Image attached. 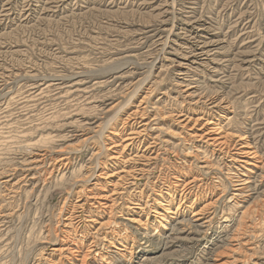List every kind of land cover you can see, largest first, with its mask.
I'll use <instances>...</instances> for the list:
<instances>
[{
    "label": "rangeland",
    "instance_id": "rangeland-1",
    "mask_svg": "<svg viewBox=\"0 0 264 264\" xmlns=\"http://www.w3.org/2000/svg\"><path fill=\"white\" fill-rule=\"evenodd\" d=\"M263 34L264 0H0V264H264Z\"/></svg>",
    "mask_w": 264,
    "mask_h": 264
},
{
    "label": "bare ground",
    "instance_id": "bare-ground-1",
    "mask_svg": "<svg viewBox=\"0 0 264 264\" xmlns=\"http://www.w3.org/2000/svg\"><path fill=\"white\" fill-rule=\"evenodd\" d=\"M172 1H174V0H172ZM12 3V2H11ZM173 3V2H172ZM171 3V4H172ZM183 4V3H182ZM231 6V5H230ZM188 8V7H187ZM175 9V8H174ZM191 9V8H190ZM12 12V11H11ZM11 14V13H10ZM219 14H220V12H219ZM218 17V16H217ZM244 17V16H243ZM5 18V17H4ZM5 21V20H4ZM247 33V32H246ZM249 33V32H248ZM264 35V34H263ZM194 39V38H193ZM263 43V42H262ZM165 49V48H164ZM196 64V63H195ZM7 71V70H6ZM12 72V71H11ZM5 75V74H4ZM184 75V74H183ZM9 78V77H8ZM34 79V78H33ZM1 82V81H0ZM3 86V85H2ZM186 87V86H185ZM60 89V88H59ZM51 91V90H50ZM134 92V91H133ZM136 92V91H135ZM57 95V94H56ZM193 95V94H192ZM4 96V95H3ZM4 98V97H3ZM64 98V97H63ZM199 98V97H198ZM29 99V98H28ZM34 99V98H33ZM32 99V100H33ZM51 99V98H50ZM129 99V98H128ZM40 100V99H39ZM47 101H48V99H46ZM43 101V100H42ZM251 101V100H250ZM4 102V101H3ZM33 102V101H32ZM56 102V101H55ZM226 102V101H225ZM47 103V102H46ZM197 103V102H196ZM11 104V103H10ZM198 104V103H197ZM218 104H219V102H218ZM147 105H148V103H147ZM152 105V104H151ZM49 106V105H48ZM50 108V107H49ZM153 108V107H152ZM52 109V108H51ZM125 109V108H124ZM156 109V108H155ZM47 111V110H46ZM136 111V110H135ZM155 113V112H154ZM171 113V112H170ZM217 113V112H216ZM116 114V113H115ZM159 114V113H158ZM133 115V114H132ZM131 115V116H132ZM173 115V114H172ZM182 115V114H181ZM49 116H50V114H49ZM117 116V115H116ZM138 116V115H137ZM137 116H135V117H137ZM48 117V116H47ZM129 117V116H128ZM134 117V116H133ZM182 117H185L184 115H182ZM186 117H189V116H186ZM53 118V117H52ZM142 118V117H141ZM156 118V117H155ZM181 118V117H180ZM54 119V118H53ZM161 119V118H160ZM190 119L191 118H186V119H182L183 121H181V123H183L184 125L183 126H185V125H187L188 123H190ZM193 119V118H192ZM203 119V118H202ZM130 120V119H129ZM150 120V119H149ZM154 120V119H153ZM194 120V119H193ZM192 120V121H193ZM204 120V119H203ZM138 121V120H137ZM152 121V120H151ZM188 121V122H187ZM208 121H210V120H208ZM205 122V121H204ZM88 123V122H87ZM186 123V124H185ZM197 123H199V121H198V118L196 119V120H194V125L195 124H197ZM126 124V123H125ZM148 124V123H147ZM201 124V123H200ZM101 125V124H100ZM134 126H135V124H133ZM138 125V124H137ZM205 125V126H204ZM89 126V125H88ZM152 126V125H151ZM157 126V125H156ZM125 127V126H124ZM187 127V126H186ZM145 128V129H144ZM143 128V130H146V132H147V130L149 129V126L148 127H144ZM151 128V127H150ZM83 129V128H82ZM87 129V128H86ZM90 129V128H89ZM138 129V128H137ZM140 129H141V127H140ZM190 129V128H189ZM202 129H203V131H201V134H195V135H193L194 137H198V139L200 138V139H205L206 140V142L207 143H210V145L211 146H215L216 148H220V149H222V148H227L228 147V141H230L231 139H230V137L232 138V134L230 135H228V133H226V131H224V129H223V127H221V126H219V124H214L213 123V121H211V122H207L206 121V123H204L203 125H202ZM257 129V128H256ZM106 130V129H105ZM123 130V129H122ZM125 130V129H124ZM134 130V129H133ZM158 130V129H157ZM193 130V129H192ZM149 131V130H148ZM154 131V130H153ZM222 131H224V132H222ZM254 131V130H253ZM118 132H119V130H118ZM140 132V131H139ZM117 133V132H116ZM160 133V132H159ZM104 134V133H103ZM140 134V133H139ZM136 131L135 132H129V134H126L125 135V137H124V141L123 142H126V143H124L122 146H121V148H122V152L120 151V153H122V154H126L125 152L126 151H128L129 152V150L131 149V147L135 144V142L138 140V137L140 136ZM260 134V133H259ZM148 135V134H147ZM233 135H236V134H233ZM241 135V134H240ZM21 136H23V135H21ZM75 136V135H74ZM144 136V135H143ZM150 136L151 135H148V137L147 138H149V140H150ZM192 136V135H191ZM237 136V135H236ZM235 136V137H236ZM24 137V136H23ZM119 137V136H118ZM141 137V136H140ZM234 137V136H233ZM240 137V136H239ZM52 138V137H51ZM50 138V139H51ZM142 138V137H141ZM140 138V139H141ZM190 138V137H189ZM237 138V137H236ZM241 138V139H240ZM238 140L239 141H242L243 139L242 138H244V137H240ZM252 138V137H251ZM86 139V138H85ZM116 139V138H115ZM114 139V140H115ZM119 139H120V137H119ZM195 139V138H194ZM44 140H45V138H44ZM120 140H122V139H120ZM146 140H147V142H148V139H144V140H142L141 142H140V145H139V150H140V148H141V145L143 144V143H146ZM186 140V139H185ZM41 141H42V139H41ZM47 140H45V142H46ZM83 141H84V138H83ZM140 141V140H139ZM166 141V140H165ZM201 141V140H200ZM23 142V141H22ZM80 142V141H79ZM120 142V141H119ZM138 142V141H137ZM155 143V145H156V141H154ZM161 142H163V141H161ZM167 142V141H166ZM184 142V141H183ZM204 142V141H203ZM258 142V141H257ZM24 143V142H23ZM26 143V142H25ZM44 142L42 141L41 142V144H39V145H42ZM139 143V142H138ZM245 143V142H244ZM30 144V143H29ZM47 144H49V143H47ZM51 144V143H50ZM49 144V145H50ZM112 144V143H111ZM114 144V143H113ZM117 144V143H116ZM158 144V143H157ZM166 144V143H165ZM206 144V143H205ZM236 144V143H235ZM32 145V144H31ZM35 145V144H34ZM34 145H33V147H34ZM39 145H35V146H39ZM45 143L43 144V147H45ZM155 145H153V146H155ZM180 145V144H179ZM231 145V144H230ZM23 146V145H22ZM28 146H30V145H28ZM83 146V145H82ZM117 147H119L120 145H116ZM136 146H137V144H136ZM170 146V145H169ZM31 147V146H30ZM42 147V146H41ZM46 147H50V146H47L46 145ZM109 147V146H108ZM148 147V146H147ZM229 147H231V146H229ZM234 147V146H233ZM23 148H25L24 146H23ZM27 148H29V147H27ZM36 148V147H35ZM37 148H39V147H37ZM114 148H115V146H114ZM153 148H155V147H152V149ZM30 149V148H29ZM47 149V148H46ZM120 149V148H119ZM32 150V149H31ZM34 150V149H33ZM47 150H49V149H47ZM105 150V149H104ZM146 150V149H145ZM149 150V148L147 149V151ZM179 150V149H178ZM193 150V149H192ZM232 150V149H231ZM236 150V149H235ZM234 150V151H235ZM43 151V150H42ZM59 151H61V150H59ZM108 151V150H107ZM131 151V150H130ZM175 151V150H174ZM226 151H227V149H226ZM229 151V150H228ZM233 151V150H232ZM23 152V151H22ZM48 152V151H47ZM46 152V153H47ZM182 152V151H181ZM196 152H198V151H196ZM34 153V152H33ZM44 153V152H43ZM52 153V152H51ZM119 153V154H120ZM157 153V152H156ZM171 153V152H170ZM177 153V152H176ZM184 153V152H183ZM231 153V152H230ZM66 154V153H65ZM96 154V153H95ZM119 154L116 152V155L117 156H119ZM128 154V153H127ZM172 154V153H171ZM193 154V153H192ZM39 155V154H38ZM51 155V154H50ZM93 155V154H92ZM185 155V154H184ZM199 155V154H198ZM257 155H258V152L255 150V148H253L252 146H251V144H243L241 147H240V149H238L237 150V152H236V154H235V156L232 158V160H236L237 159V161H240L241 162V164L242 163H244V164H250L249 162H247L246 160H249V161H251L252 162V160H254V159H256L257 158ZM41 156V155H40ZM94 156H96V155H94ZM116 156V157H117ZM127 156V155H126ZM142 156V155H141ZM174 156H177L176 154L174 155ZM225 156H227V153H226V155ZM264 156V155H263ZM110 157V156H109ZM112 157H114L113 155H112ZM156 157H158V156H156ZM177 157H179V155L177 156ZM197 157H199V156H197ZM228 157V156H227ZM237 157V158H236ZM42 158V157H41ZM45 158V157H44ZM64 158V157H63ZM195 158V157H194ZM202 158H204V157H202ZM238 158L240 159V160H238ZM43 159V158H42ZM91 159V158H90ZM112 159H118V158H112ZM129 159V158H128ZM152 159V158H151ZM157 159V158H156ZM158 159H159V157H158ZM230 159V158H229ZM54 160V159H53ZM123 160V159H122ZM135 160V159H134ZM204 160V159H203ZM40 161V160H39ZM51 161V160H50ZM118 161V160H117ZM119 161H121V160H119ZM125 161V160H124ZM131 161H133V160H131ZM231 161V160H230ZM69 162V161H68ZM90 162V161H89ZM93 162V161H92ZM100 162V161H99ZM126 162V161H125ZM136 162V161H135ZM144 162V161H143ZM67 163V162H66ZM65 163V164H66ZM72 163V162H71ZM77 163V162H76ZM122 163V162H121ZM131 163V162H130ZM203 163V162H202ZM63 164V163H62ZM70 164V163H69ZM90 164V163H89ZM115 164V163H114ZM118 164V163H117ZM163 164H164V162H163ZM170 164V163H169ZM205 164V163H204ZM55 165V164H54ZM85 165V164H84ZM245 165V166H246ZM49 166V165H48ZM81 166V165H80ZM193 166H194V164H193ZM197 166V165H196ZM195 166V167H196ZM199 166V165H198ZM202 166V165H201ZM248 166V165H247ZM54 167V166H53ZM155 167V166H154ZM192 167V166H191ZM206 167V166H205ZM204 167V168H205ZM34 168V167H33ZM32 168V169H33ZM39 168V167H38ZM121 168V167H120ZM183 168V167H182ZM182 168H181V170H182ZM202 168V167H201ZM200 168V169H201ZM207 168V167H206ZM139 169V168H138ZM142 169L143 168H141L140 169V171H138L139 172V174H137L138 176H140L141 177V179H142V176L141 175H143L142 174ZM152 169V168H151ZM156 169V168H155ZM203 169V168H202ZM12 170V169H11ZM82 170V169H81ZM177 170V169H176ZM175 170V171H176ZM185 170V169H184ZM214 170V169H213ZM221 170V169H220ZM246 170V169H245ZM134 171V170H133ZM147 171H148V169H147ZM146 171V172H147ZM152 171V170H151ZM201 171V170H200ZM203 171H204V169H203ZM207 171H208V168H207ZM59 172V171H58ZM74 172V171H73ZM125 172H127V171H125ZM129 172V171H128ZM150 172V171H149ZM155 172V171H154ZM222 172V171H221ZM43 173V172H42ZM51 173H53V172H51ZM125 174L124 173V170L122 171V169H121V172H120V170H119V173L117 172L116 173V169H115V171L114 172H112V175H106V176H109V177H115V174ZM158 173H160V172H158ZM177 173V172H176ZM179 173V172H178ZM183 173H184V171H183ZM212 173V172H211ZM227 173V172H226ZM65 174V173H64ZM75 174V173H74ZM80 174V173H79ZM92 174V173H91ZM128 174V173H127ZM149 174H151V173H149ZM153 174V173H152ZM151 174V175H152ZM180 174V173H179ZM178 174V175H179ZM185 174V173H184ZM206 174V173H205ZM6 175V174H5ZM77 175V174H76ZM102 175H103V173H102ZM131 175V174H130ZM157 175V174H156ZM177 175V174H176ZM187 175V174H186ZM201 175V174H200ZM207 175V174H206ZM208 175H209V173H208ZM220 175H223V174H220ZM43 176V175H42ZM123 177H124V175H122ZM121 176V177H122ZM126 176V175H125ZM132 176V175H131ZM144 176H145V174H144ZM150 176V175H149ZM202 176V175H201ZM36 177V176H35ZM65 177V176H64ZM127 177H128V175H127ZM133 177V176H132ZM131 177V178H132ZM202 177H204V176H202ZM243 177V176H242ZM246 177V176H245ZM62 178V177H61ZM86 178V177H85ZM108 178V177H107ZM119 178V177H118ZM129 178H130V176H129ZM134 178H136V177H133V179ZM171 178V177H170ZM197 178V177H196ZM195 178V179H196ZM200 178V177H199ZM206 178V177H205ZM235 178H236V176H235ZM241 178V177H240ZM37 179H38V177H37ZM36 179V180H37ZM69 179V178H68ZM119 179H121V178H119ZM125 179V178H124ZM123 179V180H124ZM127 179V178H126ZM136 179H138V177L136 178ZM145 179V178H144ZM169 179V178H168ZM208 179V178H207ZM128 180V179H127ZM157 180V179H156ZM174 180V179H173ZM199 180V179H198ZM202 180H204V179H202ZM247 180V179H246ZM63 181H64V179H63ZM119 181V180H118ZM121 182H122V180H120ZM119 181V182H120ZM125 181V180H124ZM178 181H179V179H178ZM181 181V180H180ZM195 181V180H194ZM194 181H192L191 180V184L193 183L194 184ZM213 181V180H212ZM236 181V180H235ZM242 181L243 180H238V181H236V183H234L235 185H236V187H241V186H243V185H245V184H247V183H242ZM245 181V180H244ZM248 181H249V179H248ZM2 182V181H1ZM36 182V181H35ZM68 182H69V180H68ZM128 182V181H127ZM126 182V183H127ZM190 182V181H189ZM147 183V182H146ZM149 183V182H148ZM161 183V182H160ZM169 183V182H168ZM187 182L186 181H184V185L186 184ZM195 183H197V182H195ZM233 183V182H232ZM258 183V182H257ZM123 184V183H122ZM128 184V183H127ZM130 184V183H129ZM128 184V185H129ZM178 185L179 184H181V183H177ZM188 184V183H187ZM190 184V183H189ZM201 184V183H200ZM213 184V183H212ZM223 184V183H222ZM6 185V184H5ZM61 185H63V183L61 184ZM64 185H66V183L64 184ZM88 185V184H87ZM116 185V184H115ZM145 185H147V184H145ZM209 185V184H208ZM38 186V185H37ZM57 186V185H56ZM109 186V185H108ZM113 186H114V184H113ZM123 186V185H122ZM133 186V185H132ZM176 186V185H175ZM180 186V185H179ZM186 186H188V185H186ZM191 186V185H190ZM195 186V185H194ZM205 186H206V184H205ZM211 186V185H210ZM85 187V186H84ZM129 187V186H128ZM220 187V186H219ZM245 187H247L246 185H245ZM179 188V187H178ZM181 188V187H180ZM191 188V187H190ZM195 188V187H194ZM198 188V187H197ZM200 188V187H199ZM198 188V189H199ZM202 188V187H201ZM116 189V188H115ZM243 189V188H242ZM34 190V189H33ZM117 190V189H116ZM181 190H182V188H181ZM180 190V191H181ZM189 190V189H188ZM191 190V189H190ZM194 190V189H193ZM193 190H191V191H193ZM8 191V190H7ZM12 191V190H11ZM93 191V190H92ZM115 191V190H114ZM134 191V190H133ZM187 191V190H186ZM197 191V190H196ZM229 191V190H228ZM237 191V190H236ZM240 191H241V189H240ZM33 192V191H32ZM188 193H189V191H187ZM221 192V191H220ZM239 192V191H238ZM82 193V192H81ZM112 193H114V192H112ZM115 193H116V191H115ZM124 193H125V191H124ZM136 193V192H135ZM117 194H119V192L117 193ZM116 194V195H117ZM161 194H162V192H161ZM183 194V193H182ZM186 194V193H185ZM195 194V193H194ZM41 195V194H40ZM114 195V194H113ZM121 195H123V194H121ZM127 195V194H126ZM236 195V194H235ZM238 195V194H237ZM27 196V195H26ZM109 196V195H108ZM112 196V195H111ZM115 196V195H114ZM132 196H134V195H132ZM39 197V196H38ZM86 197V196H85ZM110 197V196H109ZM138 197V196H137ZM187 197V196H186ZM234 197H236V196H234ZM250 197V196H249ZM23 198V197H22ZM83 198V197H82ZM222 198V197H221ZM241 198V197H240ZM90 199V198H89ZM99 199V198H98ZM117 199V198H116ZM116 199H115V201H116ZM22 200V199H21ZM94 200V199H93ZM104 200V199H103ZM117 200H119V199H117ZM121 200V199H120ZM123 200V199H122ZM136 200V199H135ZM138 200V199H137ZM136 200V201H137ZM229 200V199H228ZM25 201V200H24ZM41 201V200H40ZM88 201V200H87ZM95 201V200H94ZM37 202V201H36ZM80 202V201H79ZM110 202H112V201H110ZM122 202H124V201H122ZM127 202V201H126ZM143 202V201H142ZM25 203V202H24ZM44 203V202H43ZM99 203V202H98ZM101 203V202H100ZM99 203V204H100ZM138 203V202H137ZM135 204V205H139V204ZM85 204V203H84ZM106 204V203H105ZM112 204H114V202H112ZM120 204V203H119ZM159 204V203H158ZM157 204V205H158ZM21 205V204H20ZM26 205V204H25ZM38 205V204H37ZM44 205V204H43ZM94 205V207H95V204H93ZM102 205V204H101ZM104 205V204H103ZM132 205H133V202H132ZM22 206V205H21ZM80 206V205H79ZM109 206V205H108ZM114 206V205H113ZM122 206V205H121ZM142 206V205H141ZM165 206V205H164ZM36 207V206H35ZM105 207V206H104ZM103 206H102V208H104ZM116 207V206H115ZM134 207V206H133ZM40 208V207H39ZM49 208V207H48ZM109 208H111V207H109ZM126 208H128V207H126ZM222 208V207H221ZM112 209H114V208H112ZM167 209V208H166ZM203 209V208H202ZM122 210V209H121ZM168 210V209H167ZM205 210H207V209H205ZM47 211V210H46ZM108 211V210H107ZM110 211V210H109ZM112 211V210H111ZM201 211V210H200ZM71 212H73V210L71 211ZM103 213H104V211H102ZM38 213V212H37ZM61 213V212H60ZM169 213V212H168ZM171 213V212H170ZM112 214V213H111ZM161 214V213H160ZM159 214V215H160ZM71 215V214H70ZM198 215H200L199 213L196 215V216H198ZM202 215H204V214H202ZM214 215V214H213ZM37 216V215H36ZM39 216V215H38ZM111 216V215H110ZM27 217V216H26ZM79 217V216H78ZM163 217V216H162ZM202 217V216H201ZM49 218V217H48ZM69 218V217H68ZM70 218H73L72 216H70ZM76 218V217H75ZM165 218V217H164ZM193 218V217H192ZM225 218V217H224ZM25 219V218H24ZM35 219H36V217H35ZM67 219V218H66ZM78 219V218H77ZM80 219V218H79ZM205 219V218H204ZM26 220V219H25ZM28 220V219H27ZM33 220V219H32ZM43 220V219H42ZM95 220V219H94ZM67 221H70L71 222V219H68ZM91 221V220H90ZM89 221V222H90ZM40 222V221H39ZM50 222V221H49ZM48 222V223H49ZM69 222V223H70ZM85 222V221H84ZM87 222V221H86ZM224 222H228V220L227 219H225V221ZM67 223V222H66ZM73 223V222H72ZM72 223H71V225H72ZM75 223V222H74ZM103 223V222H102ZM211 223V222H210ZM33 224V223H32ZM68 224V223H67ZM65 224L66 225V227H68V225H70V224ZM22 225V224H21ZM20 225V226H21ZM35 225V224H34ZM64 225V226H65ZM110 225H111V223H110ZM235 225V224H234ZM36 226H38V225H36ZM39 226H40V224H39ZM49 226V225H48ZM69 227H71V226H69ZM91 227V226H90ZM255 227V226H254ZM35 228H38V227H35ZM50 228V227H49ZM73 228V227H72ZM88 228V227H87ZM115 228H117V227H115ZM206 228V227H205ZM32 229H34V228H32ZM42 229V228H41ZM69 229V228H68ZM100 229V228H99ZM105 229V228H104ZM31 230V229H30ZM37 229H35L34 231H36ZM48 230V229H47ZM64 230V229H63ZM71 230V229H70ZM179 230V229H178ZM102 231V230H101ZM42 232V231H41ZM97 232V231H96ZM238 232V231H237ZM240 232V231H239ZM242 232V231H241ZM255 232V231H254ZM25 233V232H24ZM47 234V233H46ZM55 234V233H54ZM59 234V233H58ZM68 235L70 234V233H67ZM72 234V233H71ZM95 234V233H94ZM41 235V234H40ZM24 236V235H23ZM28 236V235H27ZM46 236V235H45ZM56 236V235H55ZM67 236V235H66ZM18 237V236H17ZM41 237V236H40ZM44 237V236H43ZM43 237H41V238H43ZM49 236H47L46 238H48ZM227 237V236H226ZM45 238V237H44ZM43 238V239H44ZM52 238V237H51ZM171 238V237H170ZM228 238V237H227ZM92 239H93V237H92ZM99 239H101V238H99ZM253 239V238H252ZM27 240H28V238H27ZM31 240V239H30ZM33 240V239H32ZM38 240V239H37ZM36 240V241H37ZM42 240V239H41ZM45 240V239H44ZM246 240V239H245ZM35 241V242H36ZM96 241V240H95ZM97 241H98V239H97ZM100 241V240H99ZM20 242V241H19ZM40 242V241H39ZM45 242V241H44ZM110 242V241H109ZM26 243V242H25ZM30 243V242H29ZM37 243V242H36ZM43 243V242H42ZM34 245H35V243H34ZM94 245V244H93ZM227 245V244H226ZM232 245V244H231ZM32 246V245H31ZM36 246V245H35ZM95 246V245H94ZM253 246V245H252ZM104 247V246H103ZM20 248V247H19ZM28 248V247H27ZM90 248V247H89ZM88 248V249H89ZM77 249L78 250H73V249H71V251H74V252H72V254L73 253H76L77 255H79L80 254V250H79V248L77 247ZM27 250V249H26ZM64 250V249H63ZM62 250V251H63ZM68 250H70V249H67L66 251L68 252ZM35 251V250H34ZM92 251V250H91ZM118 251V250H117ZM27 252V251H26ZM88 252H90L89 250H88ZM237 252V251H236ZM63 253V252H62ZM85 253V252H84ZM93 253V252H92ZM26 254V253H25ZM212 254V253H211ZM76 255V256H77ZM81 255V254H80ZM83 255V254H82ZM88 255V254H87ZM97 255V254H96ZM20 256V255H19ZM23 255H21V257H22ZM29 255H27V257H28ZM39 256V255H38ZM251 256H253L252 254H251ZM40 257V256H39ZM66 257V256H65ZM101 257V256H100ZM64 258V257H63ZM87 258V257H86ZM86 258H84V256H83V262L85 263V259ZM24 260V259H23ZM28 260V259H27ZM244 260V259H243ZM21 261V260H20ZM29 262H27V264H28ZM60 263V262H59ZM83 263V264H84ZM250 263V262H249ZM23 264V263H22Z\"/></svg>",
    "mask_w": 264,
    "mask_h": 264
}]
</instances>
